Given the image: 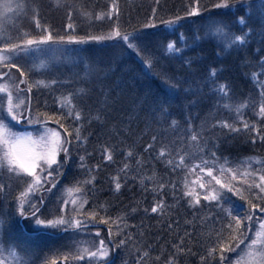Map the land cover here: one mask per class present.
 Returning a JSON list of instances; mask_svg holds the SVG:
<instances>
[{
  "label": "snow or ice",
  "instance_id": "obj_1",
  "mask_svg": "<svg viewBox=\"0 0 264 264\" xmlns=\"http://www.w3.org/2000/svg\"><path fill=\"white\" fill-rule=\"evenodd\" d=\"M154 2L157 7L151 9L148 22L139 27L121 22L119 0H111L107 10L98 14L85 11V6L76 0L49 4V9L63 10L69 21L76 13L82 15L89 27L94 20L107 21V35L80 36L74 34L76 28L71 22L63 34L50 24H42L43 5L39 0H0V264H118L116 257L136 241L132 229L137 226L130 224V219L142 212L172 221L170 210L178 209L182 201L192 214L191 219H185V225L201 229L197 234L201 251H193V232L185 230L183 235L177 233L176 242H168L167 247L148 244L149 250L136 249L134 264H145L157 249L159 254L152 257L153 264H187L189 256H198V264H264V151L230 159L217 154V137L205 135L219 128L225 135H241L244 142L253 146L259 142L264 147V0H246L244 4L241 0H213L211 9L201 6L200 0H191L182 15L174 13L168 18L157 16L160 0ZM241 8L246 9L242 15ZM27 11L33 13L35 34L17 29L18 34L13 37L9 31L13 18ZM202 11L207 15H201ZM189 17L202 23L189 28L190 35H185L180 29L192 23ZM157 21L164 26L160 29L164 39L158 44L172 54L169 59L180 61L179 69L161 65L152 52V41L143 29H156ZM169 35H175L176 40L168 42ZM189 39L193 47L202 41H214L217 56L257 45L252 57L246 56L243 61L245 67L259 70L251 73L258 86L256 96L250 93L248 101L236 103L232 85L221 82L222 69L214 67V62L193 68L202 64V58L185 55V49L191 50ZM101 40L114 41L123 52H135L149 72L165 85L168 94L135 97L126 122L117 119L107 128L123 100L122 96L113 95L114 87L103 85L118 70L117 63L110 60L95 68L103 97L98 108L93 109L88 103L92 90L80 88L54 96L58 107L41 111V107L50 106L34 96V89L40 93L42 89L68 88L72 81L70 76L63 78L67 75L63 68H75L87 59L80 45ZM122 54L115 49L112 53L114 57ZM89 67L85 64L86 69ZM37 76L48 79H36ZM85 76L90 73L86 71ZM180 93L194 97L182 106V122L173 118L172 112V97ZM205 97L230 115L234 113L232 122L209 112L214 123L206 127L207 120H201L194 126V116L188 110ZM77 99L82 102L80 106L73 102ZM248 108L259 117V123L244 118L242 110ZM85 111L87 116L83 115ZM85 120L88 125L95 121L103 129L100 135L106 138L100 146L101 163L95 165L86 163L92 153L80 155L77 151L88 141L83 135ZM164 133L179 135L169 140ZM145 136L150 142L144 141ZM113 139L114 143L107 142ZM136 149L149 154L155 149L173 174L182 175L164 180L154 169L151 176L143 174L146 162ZM74 153L82 179L68 172ZM117 155L123 157L122 166L109 178V190L120 193L122 188L138 183L143 193L153 194L148 206H142L143 200L122 207L111 200L99 202L97 193L102 189L97 187L96 173L103 162L116 163ZM65 179L70 183L63 184ZM169 196L174 203H167ZM17 218L21 223L27 220L37 234L54 238L67 235L72 239L56 248L55 255L40 261L35 251L15 240L8 230L11 220ZM174 224L178 226L179 221L167 223L169 233L175 231ZM138 235L142 237L144 233ZM64 248L69 250L62 251ZM119 264L127 261L122 258Z\"/></svg>",
  "mask_w": 264,
  "mask_h": 264
},
{
  "label": "rangeland",
  "instance_id": "obj_2",
  "mask_svg": "<svg viewBox=\"0 0 264 264\" xmlns=\"http://www.w3.org/2000/svg\"><path fill=\"white\" fill-rule=\"evenodd\" d=\"M18 2H27V0H18ZM39 2L43 5V9L41 12V23L42 24L47 23V24L52 25L55 29L60 30L61 34L64 33V29L66 28L67 24L71 22L74 24L76 28V32L74 34H77L80 36H84L86 34L107 35V31H108L107 21L94 20L92 23V26L89 27V24L86 18L83 17L82 15H79L78 13L74 14L73 19L69 21L63 10H56L55 8L49 9L48 5L54 4L55 0H39ZM76 2L78 4H83L85 6V11L98 14L101 11L107 10V6L111 3V0H76ZM244 3H246V0H241V4H244ZM119 5L121 9V22L130 23L131 25L137 26V27H139L143 23H147L148 18L151 15V9L154 7H157L154 0H119ZM186 5H187V2L185 0H182L181 3L179 2V0L178 2H174L173 0H160V7L157 9V16L158 17L164 16L165 18H168L174 13H179L182 15L185 10ZM238 7H240V5H238ZM212 11H220V10L212 9ZM245 11L246 9L241 8V11L239 14L242 15L244 14ZM201 15L206 16L207 13L202 11ZM187 19L191 20L192 23L190 25H186L185 28L180 29V31L184 32L185 35H190L188 29L189 28L194 29L199 24H201L202 21L198 20L196 17H189ZM156 23H157L156 29H151V28L143 29L144 33H146V35L152 41L151 48L152 47L155 48L154 55H156L160 59V62L168 63L169 68L179 69L180 61L169 59V57L172 54L165 52L163 50V47L159 46L158 41L164 39V34L160 31V29L164 28V26L159 25L158 21ZM17 29H19L20 31H29L35 34L33 13L31 11L18 14L17 16L13 18V23L9 27V31L13 37L17 36L18 34ZM158 31L161 32V34L157 33ZM155 38H159V40L156 42L157 46H155V43L153 41ZM167 40L168 42L176 40V36L169 35L167 37ZM188 43H189V47L191 48V50L185 49L186 56L200 55L202 58L203 64L214 62L213 66L220 67L222 69L223 76H225L223 73L226 72V70H223L224 68H226L234 76L235 83H234V86L232 87L234 90V96H233L234 102L239 103V102H244V101L249 100V94L246 97H242L240 95L241 88H242V85H244L247 78L250 77V79L252 80L251 73L255 71H259V70L257 68L245 67L243 64V61L246 56L252 57L253 55V53L251 55L250 51L248 52L247 49L252 50L254 52L257 45L252 44L247 49L232 51L231 54L224 53L220 56H217L216 50L214 49V43H215L214 41H202L200 42L198 47L192 46L191 39H189ZM79 47L84 49L83 54L84 56L87 57V59L85 61H82L75 68H72V67L63 68V72L67 74L63 78L67 79L69 78V76L71 77L72 83L68 88H54L51 90L42 89L40 93H36L34 89V96L38 99L46 100L50 106L49 109H44L43 107H41L40 109L41 111H45V110L51 111L52 107H58V104H54V99H53L54 96H60L61 94H66L68 91L78 90L80 88H87V89L92 90V99L89 100L88 103L93 109L98 108L100 106L99 101L102 100L103 97L98 88V85L101 84V81L96 79L97 75L99 74L95 72V68L97 66L103 67L110 60H114L118 65L117 72L113 74L115 75V78H114V81L112 82L114 83L112 87L116 89L113 95L121 96L122 91H123L122 89L123 84L128 82V84L130 85V89L124 90L125 95L122 96L123 97L122 102H125V101L128 102L129 100H134L135 97H142L146 93L150 95H161V96L168 94L165 85L158 78H156L149 72L146 64H144L140 60V57L135 52H133L131 49H129L127 52H123V49L120 48L118 44H115L114 41H111V40L89 41L87 44L80 45ZM114 49L123 54L120 55L119 57H114L112 55ZM231 60L235 65L231 63ZM20 63L23 64L24 61H20ZM85 64L89 65L90 67L86 69ZM196 66L197 65H193V68H196ZM201 66L202 65H199V67ZM234 67L236 68V71L233 70ZM86 71L90 73V76H87V77L85 76ZM179 71H180V74H183V70H179ZM13 73L15 74V70H13ZM72 73H75V75H72ZM110 76L108 78H111ZM231 78L232 77H229L227 81H229V83L232 85ZM36 79H48V77L37 76ZM261 79H264V77H261ZM221 82L227 83L225 78H223V80L221 79ZM112 83H108L106 80L103 81L104 86H111ZM193 87H195V84H193ZM204 91L207 93L208 89H204ZM210 95L211 94L209 93V97ZM209 97L204 98L205 101L209 102V105L207 107H205V104H204V107L200 106V110L203 112V115L206 116L208 119L212 117V116H209V112L214 114L215 112L219 113V110H222V111L225 110L222 107H216L214 105V101L210 99ZM189 98L191 97L186 96L184 93H180L178 96L172 97V105L178 106V107L180 105V107H182L183 105L187 104V101ZM73 102L76 103L78 106H80L82 103L79 99L74 100ZM130 105H131L130 103H126V104L120 103L117 105V108L120 106L125 107V110H127L129 113L131 109L130 107H132V105L131 106ZM33 108L35 110V99L33 101ZM242 111L244 113V118L247 119L250 123L251 122L259 123V117L253 116L251 108L243 109ZM83 115L87 116L88 115L87 111H85ZM93 115H95V112H93ZM245 115L246 117L247 116L249 117L246 118ZM120 116L122 115L120 114ZM176 116H177V119L181 120L182 122V119H180L181 116L173 113V118H175ZM113 117L120 118L118 114H113ZM230 117L232 119H229V121L232 122V120L235 118L234 113ZM142 118L143 116L141 117V119ZM84 123H85V127L83 130V135H85V133L92 132L94 127H100L95 121H93L91 125H88L86 120ZM164 127H167V126L165 125ZM224 133L225 132H222L219 128H217L215 132L213 133V134H216L214 136L218 138L219 143H220V148L217 154L218 155L226 154V156L229 157V155L227 154H232L230 150L232 148L230 146L236 144L237 142H235L234 135L232 134L231 135L233 137H230L226 140L224 137H222ZM164 135L168 136L169 140L176 139L173 137L174 134L164 133ZM87 137H88L87 144L78 148L77 151H79L80 155H85L86 153H92V156L86 159L87 164L95 165L97 163H101L100 146L104 144L106 140H102L98 144L95 145L93 143H90L93 140L92 136L88 135ZM146 140L144 139V141ZM165 143H168V141H165ZM178 144L179 143H177V145ZM244 146H245L244 144L243 145L241 144L239 146V152H242L243 154L239 153L238 155L237 152L235 151L234 156L231 158L258 155L260 152L264 151V147H262L259 144V142H257L255 146L251 144L252 147H250V150H245ZM156 147L159 148L160 145H157ZM94 152H97V153H94ZM151 154L153 155L155 161L159 160L155 149L152 150ZM136 158L139 159V156H137ZM120 160H121V163H120ZM144 160L146 162V165H145V168L143 169V174L151 176L152 168L149 166L150 163H147L149 162L148 160L146 159ZM122 161H123V157L118 155L116 156V163L108 164L107 162H103L101 164L100 171L96 173V175L98 176L97 187L102 189V191L97 193L99 197V202L110 200L109 194H111L112 196H117L119 194H122L124 190L131 191V192L140 190L139 188H135V186H131V184L128 187L122 188L120 193L114 194L112 191L109 190L110 187H112L110 185L109 178L111 176L116 175V169L122 166ZM150 162L152 163L153 161H150ZM78 163L79 161L74 153L73 160L70 163V167H71L70 174L74 173L77 177L82 179L83 177L80 176L79 172L77 171ZM131 163L134 164L135 161L133 160L131 161ZM163 166H165V164ZM132 174L134 175L135 173H132ZM169 177H172L171 174L162 175V178L164 180H167ZM172 178L175 179L174 176ZM121 182L123 183V180ZM62 183L69 184L70 181L65 179L62 181ZM13 186L15 187V182H13ZM54 191H57V190L54 189ZM57 195H59L58 191H57ZM137 195L138 197L137 196L135 197L141 200H144L145 197L151 198V196H148L145 193H138ZM146 201L148 203H146L145 206H148L151 203L152 199L150 200L146 199ZM11 207H12V204L10 203L9 209H11ZM145 216H147L149 220V218L155 219L157 215L154 213H148ZM142 222L144 223L145 221L142 220ZM129 223L137 226L135 229H132L133 235L136 236V241L130 244L128 249L124 253H121L119 256L116 257L118 264L122 258L127 261V264H134V260L138 255L136 249L139 248L142 251L149 250L147 247L148 244H152L153 247H156V245L158 244L164 245L165 247H167L168 242H176L174 236L176 237L177 234L173 233L172 235L174 236H169L164 241V244H162L160 240L157 239V235L155 232L156 222H154V220L150 222L148 221V223L143 225V227H141V222L137 223L133 221V223L132 222H129ZM22 224L18 218L13 219L8 225V230H10L11 235L15 240L24 244L29 250L35 251L39 255L40 261H42L46 256L50 258L53 255H55L56 253L54 250L56 248H59L60 245H63L67 243L70 239H72L70 236H67V235L54 238V237H49L44 233L37 234L33 231L32 225L27 220H25ZM185 230L189 232H193V235L196 236L201 229L198 226L195 230H193V228L190 225H185L184 222L180 223L179 226H177V231L178 233L180 232V235H183L182 232H184ZM139 232H143L144 235L142 237L139 236L138 235ZM101 236L102 237L104 236L103 230L101 231ZM83 238L89 239L90 237H83ZM190 246L193 248V251L195 252L199 253L201 251V248L197 244V239L194 241L193 237H192V242ZM61 250L68 251L69 249L64 248ZM158 254H159V249L151 252V256L145 261V264H153L152 257ZM187 264H198V256L187 257Z\"/></svg>",
  "mask_w": 264,
  "mask_h": 264
},
{
  "label": "trees",
  "instance_id": "obj_3",
  "mask_svg": "<svg viewBox=\"0 0 264 264\" xmlns=\"http://www.w3.org/2000/svg\"><path fill=\"white\" fill-rule=\"evenodd\" d=\"M174 2H178V0H173ZM186 2H187V4L188 3H190L191 2V0H185ZM179 2L181 3L182 2V0H179ZM213 2V0H200V3H201V6H204V5H207L208 6V8H211V3ZM185 5V4H184ZM144 32V31H143ZM157 33H160L161 34V32H157ZM146 34V33H145ZM158 37H159V35H158ZM159 40V38H155L153 41H154V43H155V46H157V44H156V42ZM154 50H155V48H153L152 47V52H153V54H154ZM247 51L249 52L250 51V53H251V55H252V53H253V51L252 50H248L247 49ZM161 63V65H164V66H168V63H166V62H160ZM163 63H165V64H163ZM231 63H233L232 62V60H231ZM234 64V63H233ZM201 65H203V63L201 64ZM232 65V64H231ZM235 65V64H234ZM139 67V66H138ZM197 67H199V65H197L196 66V68ZM223 70H226V72H224L223 74L226 76H223V75H221V79L223 80V78H225L226 79V82L227 83H229V81H227V79L229 78V77H232L231 79V81H232V87L234 86V83H235V78H234V76L226 69V68H224ZM233 70H235L236 71V68L234 67V69ZM228 71V72H227ZM111 78H108V79H106V81L108 82V83H112L113 81H114V78H115V75H112V76H110ZM123 80V79H122ZM120 83H121V81H120ZM254 83L255 82H253L251 79H250V77L249 78H247V80L245 81V83H244V85H242V88H241V92H240V95L242 96V97H246L248 94H252V96L253 97H255L256 96V94H257V92H258V86H256V83H255V85H254ZM114 83H112L111 84V86L113 85ZM122 86V85H121ZM123 91H122V94H121V96H124L125 95V91L124 90H128V89H130V85L128 84V82H126L125 84H123ZM191 98H189V99H192V98H194L193 96H190ZM128 99V98H127ZM92 102V101H91ZM94 102V101H93ZM132 102H133V100H129L128 102L127 101H125V102H122L123 104L125 103H130L131 105H132ZM204 104H205V107H207L208 105H209V102H207V101H205V99L203 100V102L202 103H200L199 104V106L197 105V106H195V107H192L191 109H189L188 111H190L191 112V114L194 116V119H193V125L194 126H196V125H199V123H200V121L201 120H207V124H206V127L207 126H210L212 123H214L215 121L212 119V117L211 118H207L206 116H204L203 115V112L200 110V106H202V107H204ZM130 105V106H131ZM131 108V107H130ZM172 112L173 113H175V114H178V115H180L181 117H180V119H182V107H180V105H179V107L178 106H174L173 105V107H172ZM216 113V114H215ZM214 114H213V116H215L216 118H228V119H232L230 116V114L228 113V111H226V110H219V113H217V112H215ZM113 114H118L119 115V117L120 118H115V117H113L112 116V118L110 119V122L106 125V127L107 128H111L112 127V125L113 124H115L116 122H117V119H123L125 122H126V118H127V116L128 115H131L132 114V112H131V109H130V112L128 113V111L127 110H125V107H118L117 108V111H115ZM120 114L122 115V116H120ZM198 114V115H197ZM245 117H246V115H245ZM249 116H247L246 118H248ZM175 119H177V116L175 117ZM177 120H179V119H177ZM230 122V121H229ZM133 126H135V127H133V128H136L137 127V125L134 123L133 124ZM165 126V125H164ZM163 126V127H164ZM167 126V125H166ZM154 127H160V125H155L154 124ZM140 128H143V124L141 123L140 124ZM217 129V128H216ZM216 129H214V130H212V132L211 133H205V135H212V136H214V135H216V134H213L214 132H215V130ZM101 131H103V129L101 130L100 129V127H94V129H93V131L92 132H88V133H85V135H89V133H92L91 135H89V136H92V141L90 142V143H93V144H98L100 141H102V140H106V138L104 137V136H102V135H100V133H101ZM179 135V133H176V134H174L173 135V137L174 138H176L177 136ZM222 137H224L226 140L228 139V138H230V137H233L231 134H228V135H225V133L222 135ZM148 137L147 136H145L144 137V139H147ZM135 138L133 137L132 139H129L128 140V143L130 144V143H132V140H134ZM234 140H235V142H237L236 144H234V145H231L230 147L232 148V149H230L231 150V153L233 154H227V155H229V158L230 159H232L231 157H233L234 156V152L236 151L237 152V154L239 155V153H241V154H243L242 152H239V146L242 144H244L245 146V150H250V147H252L251 146V144L250 143H246V142H244V140L241 138V135H234ZM109 143H114L115 142V140L113 139V140H109L108 141ZM242 142V143H241ZM140 143H143V141H141ZM177 147H180V145L178 144L177 145ZM136 151H137V149H136ZM94 153H97V152H94ZM151 153H152V151H151ZM247 153V152H246ZM248 154V153H247ZM226 155V154H225ZM238 155H236V156H238ZM118 156V155H117ZM154 158V157H153ZM156 158V157H155ZM146 165V164H145ZM164 165V163L163 162H161L160 161V159L159 160H156L155 161V159L153 160V162L152 163H150V167L152 168V173H153V169L155 170V172L157 173V175L158 176H160L159 175V173L160 172H162V173H164V174H171V176L173 177H177V176H180V175H182L181 173H179V172H177V173H175V174H173L172 172H171V170L169 169V168H167L166 166H163ZM149 166H147V167H149ZM151 170V169H150ZM149 187H151V185L149 184ZM177 187H178V185H177ZM135 188H139L140 189V186L138 185V183L135 185ZM138 193H143L142 191H141V189L139 190V191H133V192H131V191H127V190H124L123 192H122V194H119V195H117V196H112L111 194H109V199L113 202V203H115V204H117V205H119V206H124V205H127V204H129L130 202H132V201H140L141 199H138V198H136L135 196H137L138 197ZM146 195H148V196H151V198H146V199H148V200H150V199H152V196H153V194L151 193V192H148V193H145ZM177 195H179V193H177ZM146 199H144L143 200V202H142V206H145V204L146 203H148L147 201H146ZM167 203L168 204H172V203H174L172 200H171V198H170V196L167 198ZM183 207H185L184 206V203H183V201L181 202V206L177 209V208H174V209H171L170 210V214H171V216H172V218H173V220L172 221H168V220H166V219H164V218H162V217H160L158 214H156L157 216L155 217V219L154 218H149V220H148V217L147 216H145V214H143L142 212L141 213H139V214H137L135 217H133L132 218V220H129V222H132L133 223V221L134 222H137V223H140L142 220H144L145 222L143 223V225H145L146 223H148V221L150 222V221H152V220H154V222H156L155 223V225H156V229H155V232H156V235H157V239L158 240H160V242L162 243V244H164V241L169 237V236H174V235H172L173 233H175V234H177L178 233V231H177V226L174 224V227H175V231H173V232H171V233H169V230H168V228H167V223H169V222H174V221H176V220H178L179 221V224L180 223H183L184 222V219L186 218V219H191L192 218V214H191V211H184V209H183ZM185 212V213H184ZM205 212H207L206 210H204V214H206ZM134 218H136V219H134ZM179 226V225H178ZM218 227V226H217ZM184 232H182V234H183ZM179 234H180V232H179ZM174 238H175V236H174ZM193 238H194V241L197 239V235L195 236V235H193Z\"/></svg>",
  "mask_w": 264,
  "mask_h": 264
},
{
  "label": "bare ground",
  "instance_id": "obj_4",
  "mask_svg": "<svg viewBox=\"0 0 264 264\" xmlns=\"http://www.w3.org/2000/svg\"><path fill=\"white\" fill-rule=\"evenodd\" d=\"M96 106V105H95ZM143 116V114H141V117ZM146 140V139H145ZM146 141H148V139L146 140ZM137 151L138 152H140L141 153V155H143V157H146V158H144V159H146V160H148V161H153L154 160V158H153V155L150 153H144V152H142L140 149H137ZM120 163H121V160H120ZM68 172L69 173H71V168H69L68 169ZM164 173H162V172H160L159 173V175H160V177H162V175H163ZM183 209H184V211H191L190 209H188L187 207H183ZM185 213V212H184ZM185 220V219H184Z\"/></svg>",
  "mask_w": 264,
  "mask_h": 264
}]
</instances>
